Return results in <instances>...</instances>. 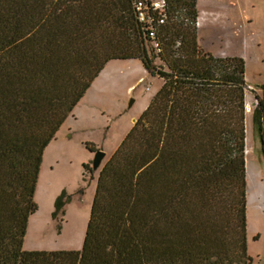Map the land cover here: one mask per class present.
Masks as SVG:
<instances>
[{"label": "trees", "instance_id": "trees-1", "mask_svg": "<svg viewBox=\"0 0 264 264\" xmlns=\"http://www.w3.org/2000/svg\"><path fill=\"white\" fill-rule=\"evenodd\" d=\"M133 1L0 0V264H252L246 60L202 47L198 0H167L158 66ZM130 58L164 82L100 170L83 247L25 248L46 148L107 63Z\"/></svg>", "mask_w": 264, "mask_h": 264}, {"label": "rangeland", "instance_id": "rangeland-1", "mask_svg": "<svg viewBox=\"0 0 264 264\" xmlns=\"http://www.w3.org/2000/svg\"><path fill=\"white\" fill-rule=\"evenodd\" d=\"M198 7L203 14L202 47L246 60V100L253 107L246 113L247 147L251 149L246 163L249 254L252 264H264V148L254 123L257 94L264 93V0H198ZM163 82L159 75L150 76L139 58L109 61L86 101L78 103V118L70 117L47 148L35 194L39 215L32 221L26 246L83 247L100 170L135 123L132 117L141 115ZM88 141L95 150L86 146ZM98 149H104L107 156L94 169ZM50 184L53 198L48 195ZM64 192L70 200L55 217L56 198ZM77 226L80 229L75 233Z\"/></svg>", "mask_w": 264, "mask_h": 264}, {"label": "built area", "instance_id": "built-area-1", "mask_svg": "<svg viewBox=\"0 0 264 264\" xmlns=\"http://www.w3.org/2000/svg\"><path fill=\"white\" fill-rule=\"evenodd\" d=\"M133 3L139 22L141 23L145 43L150 53L152 52L156 55L155 63L158 66L168 68L166 61L160 55L163 46L159 38L160 27L167 21L170 15L167 0H134ZM196 23L199 27V17ZM250 151L251 149L246 146L245 153L249 154Z\"/></svg>", "mask_w": 264, "mask_h": 264}, {"label": "crops", "instance_id": "crops-1", "mask_svg": "<svg viewBox=\"0 0 264 264\" xmlns=\"http://www.w3.org/2000/svg\"><path fill=\"white\" fill-rule=\"evenodd\" d=\"M199 12H200V16H199V20L201 21L202 20V10L199 8ZM203 21V20H202ZM203 28L202 27H200V25H199V27H198V33H199V35H201V34H203ZM199 42H200V44H201V40L199 39ZM114 60H119V59H114ZM121 60V59H120ZM123 60V59H122ZM109 63V62H108ZM108 63H107V65H108ZM107 65H106V67H107ZM105 67V68H106ZM104 68V69H105ZM103 69V70H104ZM103 70H102V72L100 73V75H102V73H103ZM146 70H147V68H146ZM147 72H148V74L150 75V76H153V77H155L156 75H153V74H151L148 70H147ZM99 75V76H100ZM98 76V77H99ZM97 77V78H98ZM96 78V79H97ZM101 78V77H100ZM99 78V79H100ZM96 79H95V82H93V84H92V86L89 88V90L87 91V93H88V95H89V93H90V91L92 90V89H94V85H95V83H96ZM98 79V80H99ZM87 93H86V95L79 101L80 103L79 104H81L83 101H86V97H87ZM79 104L75 107V109L73 110V112L69 115V117L67 118V120L63 123V125L61 126V128H60V130L58 131V133L65 127V124L69 121V119H70V117L72 118V117H75V119H77L78 117H77V111H78V107H79ZM135 118H137V117H132V119H133V121L135 122ZM134 124V123H133ZM133 126V125H132ZM131 126V127H132ZM130 127V128H131ZM70 131H73L74 129H73V126L71 125L70 127ZM130 130V129H129ZM128 130V131H129ZM127 131V132H128ZM58 133H57V135H58ZM73 133V132H72ZM67 135V134H66ZM57 138V137H56ZM124 138V137H123ZM54 140V139H53ZM122 141V140H121ZM32 216V215H31ZM90 218V217H89ZM29 226H30V222H29ZM28 233V232H27ZM27 236V235H26ZM26 239H27V237L25 238V243H24V246L25 247H27V249H50V250H52V249H62V248H57V247H52V246H45V245H43L42 243L40 244V243H36V244H33V245H31V246H26L25 244H26ZM66 249H68V248H66Z\"/></svg>", "mask_w": 264, "mask_h": 264}, {"label": "bare ground", "instance_id": "bare-ground-1", "mask_svg": "<svg viewBox=\"0 0 264 264\" xmlns=\"http://www.w3.org/2000/svg\"><path fill=\"white\" fill-rule=\"evenodd\" d=\"M202 20H203V14H202ZM200 21V27H202V28H204V24H203V21ZM247 111H248V113H251L252 111H253V107H252V105L251 104H247ZM51 144V143H50ZM49 144V145H50ZM47 148H49V147H47ZM47 148H46V150H45V154H44V157L46 156V154L48 153V151H49V149H48V151H47ZM251 154V151H250V153L249 154H247V155H250ZM53 185L52 184H50V187H49V189H48V195H50L49 197L50 198H53V196L55 197V195H52V193H53ZM54 194V193H53ZM35 215H39V210L36 212V213H34V214H32V216H31V218H30V229H29V231H28V233H27V239H28V237H30V234H31V227H32V221H34L35 220ZM79 229H80V227L79 226H77L76 227V229H75V233H77V232H79Z\"/></svg>", "mask_w": 264, "mask_h": 264}, {"label": "water", "instance_id": "water-1", "mask_svg": "<svg viewBox=\"0 0 264 264\" xmlns=\"http://www.w3.org/2000/svg\"><path fill=\"white\" fill-rule=\"evenodd\" d=\"M136 120L137 118H135V121ZM106 156H107V152L104 149H98L95 152L94 164H93L94 169H98L102 166L103 160L105 159Z\"/></svg>", "mask_w": 264, "mask_h": 264}]
</instances>
